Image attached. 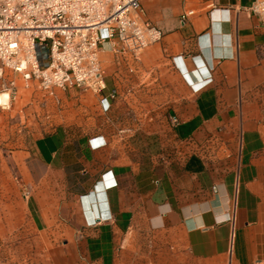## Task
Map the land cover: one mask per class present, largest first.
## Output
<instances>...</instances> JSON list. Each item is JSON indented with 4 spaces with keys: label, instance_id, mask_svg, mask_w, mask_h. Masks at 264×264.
Wrapping results in <instances>:
<instances>
[{
    "label": "crops",
    "instance_id": "obj_1",
    "mask_svg": "<svg viewBox=\"0 0 264 264\" xmlns=\"http://www.w3.org/2000/svg\"><path fill=\"white\" fill-rule=\"evenodd\" d=\"M253 1L140 0L163 36L135 56L103 45L89 116L0 135V247L16 232L35 264H264Z\"/></svg>",
    "mask_w": 264,
    "mask_h": 264
},
{
    "label": "built area",
    "instance_id": "obj_2",
    "mask_svg": "<svg viewBox=\"0 0 264 264\" xmlns=\"http://www.w3.org/2000/svg\"><path fill=\"white\" fill-rule=\"evenodd\" d=\"M247 10L264 22V0ZM162 36L144 18L140 0H0V94L15 91L17 78L48 93L100 92L105 43L114 53L135 56Z\"/></svg>",
    "mask_w": 264,
    "mask_h": 264
},
{
    "label": "rangeland",
    "instance_id": "obj_3",
    "mask_svg": "<svg viewBox=\"0 0 264 264\" xmlns=\"http://www.w3.org/2000/svg\"><path fill=\"white\" fill-rule=\"evenodd\" d=\"M102 50L99 52L101 62ZM16 90L9 93L7 104L0 105L2 113L0 115V135L20 134L26 125L32 127L33 124L41 120H49L55 114V123H67L69 119L75 117H86L90 115V110L79 108V104L91 103L92 91L79 89H54L52 93L45 92L39 88L37 83L29 84V89L24 88L25 84L20 79H16ZM17 91V92H16ZM87 91L88 96H80ZM1 141V140H0ZM3 143L0 142L2 148ZM5 150L8 146H4ZM20 235L14 232L11 242L12 249L8 251L5 247H0V264H30L36 263V255L22 247L23 241Z\"/></svg>",
    "mask_w": 264,
    "mask_h": 264
},
{
    "label": "bare ground",
    "instance_id": "obj_4",
    "mask_svg": "<svg viewBox=\"0 0 264 264\" xmlns=\"http://www.w3.org/2000/svg\"><path fill=\"white\" fill-rule=\"evenodd\" d=\"M8 100H9V94L7 92H2L0 94V103L2 105H5L8 103Z\"/></svg>",
    "mask_w": 264,
    "mask_h": 264
}]
</instances>
